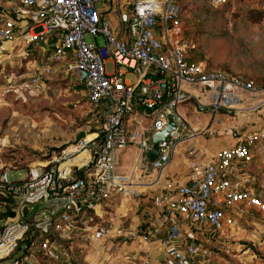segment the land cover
<instances>
[{"label":"built area","instance_id":"2783aa9c","mask_svg":"<svg viewBox=\"0 0 264 264\" xmlns=\"http://www.w3.org/2000/svg\"><path fill=\"white\" fill-rule=\"evenodd\" d=\"M109 10L102 16L97 0H0V102L68 76L95 123L29 163L25 180L0 170V264H225L242 216L264 212L253 175L264 167V125L237 121L256 109L241 95L258 87L191 60L179 0H112ZM182 106L207 120L192 126ZM169 119L149 160L150 137ZM129 149L124 165L116 151ZM176 157L185 173L168 175ZM54 198L66 203L51 216L53 206L27 215Z\"/></svg>","mask_w":264,"mask_h":264},{"label":"rangeland","instance_id":"374dc122","mask_svg":"<svg viewBox=\"0 0 264 264\" xmlns=\"http://www.w3.org/2000/svg\"><path fill=\"white\" fill-rule=\"evenodd\" d=\"M178 21L192 59L208 68L264 81V0H226L218 6L206 0H179ZM84 38L91 40L88 35ZM95 39L101 44L100 36ZM105 69L111 71L110 61H106ZM126 78L134 80L129 72ZM76 82L58 76L42 93L0 102V139L5 137L8 143L0 147V170H5L9 181L25 180L29 163L95 124L82 87ZM189 115L186 118L193 120ZM132 155V149L116 151L124 165ZM253 173L258 183L264 184V167L260 165ZM229 251L225 264H264V212L249 209L242 216Z\"/></svg>","mask_w":264,"mask_h":264},{"label":"crops","instance_id":"0c3cea01","mask_svg":"<svg viewBox=\"0 0 264 264\" xmlns=\"http://www.w3.org/2000/svg\"><path fill=\"white\" fill-rule=\"evenodd\" d=\"M111 5H112V0H108V2H105V0H97V8H98V10L102 16H107L109 18L113 17L112 10H109L111 8ZM198 61H200V60H198ZM244 78L247 80H251L254 83V86L258 87V90L254 91V92H250V93H243L241 95V97L243 98L242 105L246 106V107H251L252 105H255L256 109L253 111H250V112H246L245 115H241L239 117V119H237V121L239 123H244V124L250 125L252 127L264 125V104H262L260 102V101L264 100V89L262 88L264 86V81H260V79H254L251 77H244ZM78 83H80V82H76L75 85H77ZM81 87H82V85H81ZM82 91H83V87H82ZM83 95H84V93H83ZM180 108L183 109V112H181L182 114L183 113H185V115L190 114L189 116L193 117V120H192V119L186 118V116L184 115L187 122L190 123L194 127H201L204 124V122L207 120V117H208L207 113L200 115V114L193 113L191 110L186 111L185 107H183V106ZM198 116H200V118H198ZM205 147H209V145L206 143ZM84 156H86V155H83L82 158H84ZM74 161L79 162V158L75 157ZM177 162H180L179 157H176V159H174L171 166L168 167V169H167L168 175H171V174H174V175L180 174L181 175V174L185 173L184 164L181 165L180 163H177Z\"/></svg>","mask_w":264,"mask_h":264},{"label":"water","instance_id":"95a60500","mask_svg":"<svg viewBox=\"0 0 264 264\" xmlns=\"http://www.w3.org/2000/svg\"><path fill=\"white\" fill-rule=\"evenodd\" d=\"M174 128V124L172 123L171 119L168 120V124L167 126L161 130V131H157L154 132L151 137H150V141H151V147L150 149L147 151V157L149 160H152L156 157L157 155V144L161 141L164 140L168 137V131ZM84 135L83 131H79L76 133L74 139H72L70 142L74 143L77 140H79L82 136ZM66 144V142L62 143L59 147H55L52 150L56 151L60 148H62L64 145ZM66 203V199L65 198H54V199H49V200H42L39 203H36L35 205L32 206V208L27 212V215L30 216L32 213H34L37 209V207L39 208H51L53 206V208L51 209L49 215L51 216L52 214H54L55 212H57L58 210L62 209L63 206ZM25 209L22 210V213H25ZM9 215L12 216L13 212H9ZM45 224H47V221L45 223H41L38 224L39 227L44 229Z\"/></svg>","mask_w":264,"mask_h":264},{"label":"bare ground","instance_id":"6f19581e","mask_svg":"<svg viewBox=\"0 0 264 264\" xmlns=\"http://www.w3.org/2000/svg\"><path fill=\"white\" fill-rule=\"evenodd\" d=\"M83 155H86V152H85V151H82V152H81L78 156H76V157H78L79 160H81V158H82Z\"/></svg>","mask_w":264,"mask_h":264},{"label":"trees","instance_id":"16d2710c","mask_svg":"<svg viewBox=\"0 0 264 264\" xmlns=\"http://www.w3.org/2000/svg\"><path fill=\"white\" fill-rule=\"evenodd\" d=\"M191 60H194L195 61V59H191ZM78 84H80V83H78ZM81 85V84H80Z\"/></svg>","mask_w":264,"mask_h":264}]
</instances>
